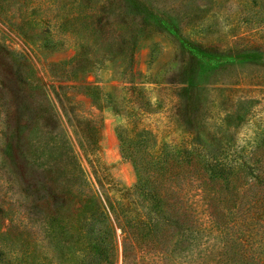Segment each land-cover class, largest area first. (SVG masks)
Instances as JSON below:
<instances>
[{
  "label": "rangeland",
  "instance_id": "obj_1",
  "mask_svg": "<svg viewBox=\"0 0 264 264\" xmlns=\"http://www.w3.org/2000/svg\"><path fill=\"white\" fill-rule=\"evenodd\" d=\"M118 128L264 173V0H0V237L27 261L80 259L79 198L47 221L61 192L137 197Z\"/></svg>",
  "mask_w": 264,
  "mask_h": 264
},
{
  "label": "trees",
  "instance_id": "obj_2",
  "mask_svg": "<svg viewBox=\"0 0 264 264\" xmlns=\"http://www.w3.org/2000/svg\"><path fill=\"white\" fill-rule=\"evenodd\" d=\"M136 130L134 138L127 128L117 135L122 158L136 174L137 197L124 201L70 188L60 191V204L51 202L47 221L55 224L66 197L79 198L76 264H113L117 230L125 264H264L261 160L232 158L220 144L200 138L189 147L160 145L149 130ZM0 264L38 263L0 237Z\"/></svg>",
  "mask_w": 264,
  "mask_h": 264
}]
</instances>
